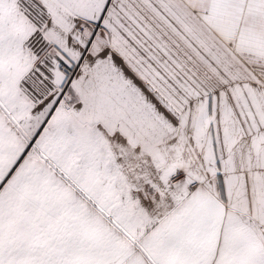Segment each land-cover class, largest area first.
I'll use <instances>...</instances> for the list:
<instances>
[{
    "label": "snow or ice",
    "instance_id": "obj_1",
    "mask_svg": "<svg viewBox=\"0 0 264 264\" xmlns=\"http://www.w3.org/2000/svg\"><path fill=\"white\" fill-rule=\"evenodd\" d=\"M0 264H264V0H0Z\"/></svg>",
    "mask_w": 264,
    "mask_h": 264
}]
</instances>
